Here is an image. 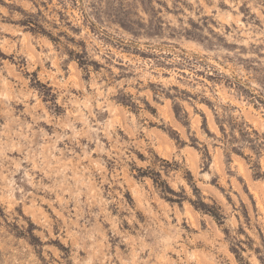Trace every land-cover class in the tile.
Listing matches in <instances>:
<instances>
[{"label": "rangeland", "instance_id": "1", "mask_svg": "<svg viewBox=\"0 0 264 264\" xmlns=\"http://www.w3.org/2000/svg\"><path fill=\"white\" fill-rule=\"evenodd\" d=\"M204 3L205 27L212 25L211 40L174 28L159 13L167 12L174 18L180 9L174 11L164 4L158 11L152 9V27L143 33L130 31L123 23L121 29L126 35L112 34L108 39L98 38L91 28L81 30L82 36L85 31L90 33L84 43L93 39L101 46L121 42L120 47L110 44L115 57L122 61L118 65L120 78L137 81L136 86H125L123 92L114 93L116 100L106 107L97 103L105 113L102 120L93 122L88 97L75 98L63 115H53L43 108L47 115L44 121L18 115L12 101L0 108V185L16 178L13 164L24 167L30 163L41 174L55 177L56 183L51 186L69 201L75 213L72 224L92 240L97 250L109 247L118 252L120 264H139L142 260L137 251L143 244L135 233L128 232L133 217H126L122 224L116 211L132 204L145 218L141 223L160 226L161 247L155 253V264H174L177 255L169 249L177 244L183 248L188 264H264V157L257 159L264 150V53L260 51L264 49V36L244 17L237 23L227 5H220L217 11L207 0ZM49 4L56 5L53 12L66 25L80 14L78 0H49ZM240 11L246 10L242 6ZM32 35L28 33L25 38ZM133 37L145 47L152 42L151 53L134 49ZM38 38L37 53L54 43L43 32ZM125 39L130 43L123 44ZM28 55L34 53L29 51ZM52 63L59 68L55 60ZM36 67L34 74L43 76L44 71H36ZM69 68L73 74L63 82L54 72H47L50 82L46 92L57 84L67 87L69 82H80L76 74L80 69ZM140 84L143 89H139ZM138 89L146 95L139 104L129 103ZM37 103L43 106L46 101ZM27 108L22 106V110ZM137 137L136 159L143 163L144 151L150 146L160 161L163 158L169 162L165 181L182 190L191 189L193 198L169 201L154 192L149 199L141 179L155 188L153 179L144 174L138 179L137 169L120 166L128 143ZM97 176L102 177V183L97 182ZM112 188L123 204L112 202ZM190 200H196L198 206L205 202L223 223L197 209ZM171 208H175L182 226L193 229L188 239L193 240L194 247L182 243L184 232L173 228L177 221L165 225L161 219L163 212L171 220L167 216ZM33 213L46 219V209L35 202ZM114 233L124 239L118 248L113 244Z\"/></svg>", "mask_w": 264, "mask_h": 264}, {"label": "clouds", "instance_id": "2", "mask_svg": "<svg viewBox=\"0 0 264 264\" xmlns=\"http://www.w3.org/2000/svg\"><path fill=\"white\" fill-rule=\"evenodd\" d=\"M161 4L174 11L180 9L174 18L168 17L167 12L159 13L168 18L174 28L190 30L194 36L212 39L209 31L212 25L208 23L205 27L207 21L203 10L206 7L204 0H78L80 14L67 25L55 15L53 9L56 5H50L49 0H0V84L3 85L0 89V108L6 107L12 101L18 115L25 119L31 117L34 122L44 121L47 115L43 108H47L53 115H63L65 108L72 107L75 98L88 97L92 101L89 115L93 122L102 120L105 113L97 107V103L106 107L116 100L114 93L123 92L125 86H136L137 81L120 78L122 73L118 65L122 61L115 57L110 44L115 43L116 47H120L121 42L110 41L109 44L101 46L93 39L84 43L90 33L85 31L82 36L81 30L91 28L98 38L108 39L112 34L126 35L121 29L123 23L130 31L143 33L152 27V9L158 11ZM207 4L217 11L220 5H227L228 12L232 13L237 23L244 17L250 27H254L264 36V0H207ZM242 6L245 12L240 11ZM129 9L134 11L130 12ZM9 25L14 27H8ZM215 31L219 32L220 29ZM42 32L54 43L40 48L37 53L36 49L40 47L38 37ZM28 33L33 35L26 39ZM131 40V46L141 54L151 53L152 42L145 47L142 42H134V37ZM228 40L231 42L232 37L229 36ZM122 43L129 44L130 40L125 39ZM29 51L34 55L29 56ZM260 51L264 53V49ZM54 60L59 68L52 63ZM69 65L80 69L76 73L80 82L75 85L69 82L67 87L57 84L55 89L46 92L50 82L47 72H54L55 78L63 82L73 74ZM34 66H38L36 71H44L45 74L36 76L33 72ZM143 88L144 85L140 84L139 89ZM139 89L129 103L139 104L140 98L146 95ZM37 100L46 103L41 106ZM23 105L28 106L27 110H22ZM136 140L138 137L128 143L120 166L136 168L135 174L138 177L147 173L157 179L155 188L141 179L149 199L154 192H159L165 199L193 198L191 189L182 190L175 184L160 183V178L168 179L164 175L168 171V165L158 159L150 146L144 151L143 163L136 159L133 155L137 151ZM262 157L264 150L258 154L257 159ZM13 167L15 171L12 174L16 178L10 183L6 181L0 185V264H120L118 252L109 247L97 250L92 240L78 226L72 224L75 213L69 201L63 199L62 194L51 186L56 183L55 177L41 174L30 163L24 167L13 164ZM97 182H103L101 176H97ZM109 195L113 197L114 204H123L115 188L109 190ZM34 202L46 209V219L34 215ZM153 205L156 206L155 201ZM116 211L122 224L126 217H133L128 225V232L135 233L138 242L143 244L137 251V255H142L139 264H155V253L161 247L159 224L146 226L141 223L145 218L135 210V204L124 205ZM160 215L165 225L177 221L175 208L167 212L171 220L163 212ZM136 216L140 219H136ZM173 228L184 232L183 244L188 248L195 246L193 240L188 239L193 232L190 226H182L177 221ZM73 232L77 235L74 236ZM113 235L116 237L113 244L118 248L124 243V239L119 234ZM169 251L177 255L174 264H188L179 244Z\"/></svg>", "mask_w": 264, "mask_h": 264}, {"label": "trees", "instance_id": "3", "mask_svg": "<svg viewBox=\"0 0 264 264\" xmlns=\"http://www.w3.org/2000/svg\"><path fill=\"white\" fill-rule=\"evenodd\" d=\"M163 162H166V163H169L166 159H163V158H160ZM136 168H134V170H135ZM136 176V175H135ZM143 176V175H142ZM141 176V177H142ZM144 176H149V177H151L152 179H153V181H154V183H156V185H157V179H154L153 178V176H151V175H148L147 173H145L144 174ZM157 176H159V174H157ZM138 179L139 178H141V177H138V176H136ZM160 183H167L165 180H161V178H160ZM168 184V183H167ZM194 187V189L198 192V189L196 188V186L194 185L193 186ZM169 201H174L173 199H168ZM191 201V203L197 208V209H199V210H201V211H204V212H206V213H210V214H212L216 219H217V221L219 222V223H223L222 222V218L219 216V214L218 213H216V212H212L211 210H208V206H207V204L205 203V202H203V201H201V206H198L197 205V202H196V200H190ZM243 250L245 249V248H242ZM255 251H257V249H254ZM233 251L236 253V256H237V258L239 259V261L241 262V263H244V262H242L243 261V257L241 256V254L238 252V250L237 249H235V248H233Z\"/></svg>", "mask_w": 264, "mask_h": 264}]
</instances>
